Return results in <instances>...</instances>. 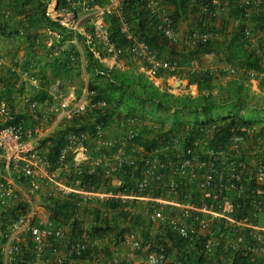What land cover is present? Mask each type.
<instances>
[{"label": "built area", "instance_id": "built-area-1", "mask_svg": "<svg viewBox=\"0 0 264 264\" xmlns=\"http://www.w3.org/2000/svg\"><path fill=\"white\" fill-rule=\"evenodd\" d=\"M238 1L246 10L252 6L264 8V0ZM230 5V0H205L200 10L204 18L216 19L229 11ZM146 7L151 17L157 19L158 29L170 40H177L179 32L162 1L147 0ZM84 13L88 14L87 27L81 18ZM45 14L70 34V39L65 41L63 32L51 25L44 31L54 38L48 45L54 41L64 42L62 49L66 48V42L77 45L79 56L71 54V60L76 63L80 58L82 68L87 64L86 50L109 69L126 70L120 58L128 54L142 64L147 79L160 91L185 96L197 94L199 78L183 81L160 74L174 72L180 64L177 59L161 58L137 35L125 17L124 0H47ZM111 17L118 19L120 31L128 42L126 46L114 40ZM241 20L234 19L236 24ZM246 31L250 36L251 29ZM18 33L25 35L24 28ZM213 36L210 31L194 29L185 41L207 43ZM202 63L200 58L191 59V72H198ZM224 70L231 76L237 72L233 66H225ZM249 73L250 90L264 94L256 72ZM22 75L26 83L22 103L34 112L41 106L46 107L58 127L89 111H106L109 107L106 100L94 99L95 90L88 83L79 91L74 84L65 85L60 81L49 88L52 99L40 103L34 98V93L42 90L40 80L28 69ZM38 118L35 114V119ZM14 120L12 108L1 102L0 122L11 123L0 128V160L8 170H16L29 179L34 191L42 183L47 185L46 198L59 194L65 198L75 196L74 203L79 208L101 202L109 218L115 212L106 205L109 201L122 203L126 211L141 203L147 207L148 221L161 223L181 238L185 249L197 250L200 246L207 258L206 264H264V130H260L259 123L232 125L224 139L214 143V136L224 122L203 119L198 122L199 132L195 136L163 131L159 133V143L147 149L139 139L140 129L149 125V121L122 114L108 125L96 122L92 131L67 130L64 145L52 162L35 138L41 135L37 121L27 126L23 121ZM247 141H252L254 146L247 147ZM87 176L96 183H86ZM23 186L14 176L1 178L0 207L21 200ZM25 205L28 207L23 208L21 203L23 209L3 233L2 264L18 263L27 244L32 248L27 264H76L75 260L89 251V259L94 264H177L157 237L144 239L135 231L127 232L124 243L135 252H147L140 260L129 261L103 251L102 238L91 228L85 226L80 236H74L69 226L51 217L42 220L32 204Z\"/></svg>", "mask_w": 264, "mask_h": 264}, {"label": "trees", "instance_id": "trees-1", "mask_svg": "<svg viewBox=\"0 0 264 264\" xmlns=\"http://www.w3.org/2000/svg\"><path fill=\"white\" fill-rule=\"evenodd\" d=\"M103 1V0H97ZM166 4L171 5L174 9L170 11L174 23L182 18H185L190 11L191 2L194 9H196L197 24L191 30L199 29L204 31H210L214 33L213 39L207 43H197L186 45L181 51H185L187 64H190L191 59L200 58V55L205 53H220L225 48L228 53V59L233 63L232 66L237 69L234 75H229L225 70L223 77H231V80H227V87L223 88L220 84V79L214 74L203 73L201 76H195L196 72L190 78V81L199 78V90L202 92L199 98H189L184 95H175L168 92H162L158 90L144 74H137L134 71L121 70L119 68H106L104 65L94 59L91 53L85 51V59L87 64L85 70L88 74L95 77V80H89L88 87L91 90H95V100H106L109 107L106 111L100 109L89 111L84 116L75 117L74 119L62 122L56 129L54 134L49 137L51 141L49 145L48 157L52 162H55L60 149L64 145L65 135L69 129H86L93 130V126L96 122H101L108 125L113 119L121 116V113L126 116H137L142 120L152 118L157 120L162 126H165L164 119L159 118L158 112H174L171 114L173 119L171 120L172 129L181 131L190 130V137L195 136L199 132L198 121L199 116H212L214 109L218 106L223 107L226 105L232 106L233 111L228 116L222 117L220 121L224 122V126L214 136V143L221 142L224 139V134L230 131L232 125H238L241 123L251 124L259 123L260 130H264V121L261 118H244L241 117V112L249 110L252 112L250 101L253 97L252 92L248 85H250V73L254 70L256 72L257 79L260 80V88L264 87V8L259 7L255 9V6L246 10L239 4L238 0H230L231 5L229 11L221 13L216 19L203 17L200 10V6L205 0H161ZM47 0H0V4H4V10L2 14H9L13 21L18 19L24 20L22 26H13L10 23L5 25L0 24L1 32L6 29L8 32L6 35L12 33L16 36L26 39L31 46L38 45L44 48L42 54H39V58L34 61V57L30 56L25 64L21 67L24 69L35 68V75L41 82L42 90L38 93H34V98L40 103H44L46 100L52 99L49 93L51 85L60 81L65 84L71 82L74 71L78 72L82 69V63L80 58L76 63L71 60V54L79 56V50L77 45L69 43L65 49H62L63 43L54 41L50 46L43 44V36L47 28L51 25L59 28L63 32L64 40L70 39V34L65 30H62L57 23L50 21L45 14V5ZM147 0H124V14L127 20L131 23L137 35L145 40L151 48H153L157 54L162 58L164 56L168 59H176L179 52L174 40H170L165 36L162 30L158 29V21L156 18L151 17L150 11L146 7ZM167 6V5H166ZM193 9V8H192ZM248 14V16H246ZM222 25L217 27V20L224 17ZM20 17V18H18ZM232 19V20H231ZM234 19H242L240 23H235ZM233 21L236 27L231 32V37L228 43H224L220 39H216V36H228V24ZM20 28H24L25 35L21 36L18 33ZM110 28L112 36L118 45L126 46L127 40L124 38L120 31L119 21L115 17L110 18ZM250 28L252 33L247 35L246 29ZM42 32H39L41 31ZM190 30V31H191ZM45 31V32H44ZM35 32V33H34ZM225 36V37H226ZM261 39L263 45L261 48H256L253 44L255 40ZM40 41V42H39ZM260 42V40H258ZM39 42V43H38ZM256 42V41H255ZM82 46V41H79ZM263 49V50H262ZM130 56V55H129ZM178 60V59H177ZM179 64L180 61L178 60ZM243 68L244 73L239 74L240 69ZM79 69V70H78ZM7 78L3 79L0 88V103H7L13 110L16 122L23 121L25 125L32 126L36 123L34 118L35 114H30L28 111H21L16 114L13 109L20 103L19 99L26 92V83L21 84L17 76H14V71L7 69ZM78 70V71H77ZM11 72V73H10ZM103 72L104 74H101ZM162 72V71H161ZM10 73V74H9ZM19 80V82H18ZM18 83V84H17ZM208 91V94H204ZM216 91V92H214ZM226 95L224 99L219 100L218 96ZM260 95V101L257 102V110L264 112V95ZM223 103H225L223 105ZM149 107V108H148ZM256 107V109H257ZM261 107V108H260ZM238 111H237V110ZM256 111V110H255ZM189 113L196 119L192 123L186 125L184 122H180V117ZM170 115V116H171ZM168 121L167 118H165ZM159 120V121H158ZM214 120L213 117L207 120L210 122ZM264 120V119H263ZM11 122H0V128L8 125ZM145 148L155 146V143L147 142L143 144ZM14 177L19 180L24 186L29 184V179L14 174ZM85 182L88 184H94L93 178L85 177ZM96 179V178H95ZM97 180V179H96ZM131 184H134V180H129ZM75 196H72L70 200L63 201L57 200L58 197H53L51 200L52 216L51 218L56 222L69 225L72 230V235L80 236L82 229L87 225L92 229V232L99 235L102 239L106 235L114 233L120 240H124V236L129 231H136L135 224H138L130 216V212L121 210L123 204L117 201L107 202V206L114 210L115 213L111 218L104 214V205H98L92 207L89 204L84 208H79L74 203ZM91 203V202H90ZM20 208V207H19ZM8 209L7 213L2 210L4 216L0 217V233L1 240L3 241V233L6 231L7 226L13 218L16 217L15 211L19 209ZM6 215V216H5ZM135 223V224H134ZM169 239L172 246L169 248L166 244V240ZM163 246L169 253L170 249H176L181 254L182 264H206L207 258L205 257L200 246L198 249L188 250L185 249V243L181 238L172 234L168 229L166 235L162 238ZM90 251L83 254L84 259H89ZM29 254H25L24 261H20L16 264H27ZM30 257V256H29ZM0 264L1 255H0Z\"/></svg>", "mask_w": 264, "mask_h": 264}, {"label": "crops", "instance_id": "crops-1", "mask_svg": "<svg viewBox=\"0 0 264 264\" xmlns=\"http://www.w3.org/2000/svg\"><path fill=\"white\" fill-rule=\"evenodd\" d=\"M167 5V9H169L170 11H172L174 8L169 5V4H166ZM1 8L4 10V4H0ZM191 7L193 8H190V11L188 12L187 16L185 18H182L180 19L179 21H177L175 23V28L183 34H187L193 27L194 25L197 24V17H196V9H194V6H193V3L191 2ZM0 10V24H3L5 25L6 23H10L11 25L13 26H17V27H20L22 26V22L24 20H20L18 19V22L17 21H13L11 19V16H9L8 14H2L3 10ZM227 15H225L224 17L220 18L219 20H217V24L216 26L219 27L222 25V20L223 18H225ZM20 18V17H18ZM81 18H82V21L84 22L83 24L87 27L88 26V14H82L81 15ZM232 20V19H231ZM236 27V24L233 23V21H231L228 26H227V29L228 31H230L229 35L226 36H216V39H220L221 41H223L224 43H228V41L230 40V37H231V32L233 31V29ZM7 30L4 29L3 32H1L0 30V41L2 39H8V41L12 42V45L14 46V48H9L8 50L5 51L6 53V58H10L12 59V61H14V65H11V64H8V66H4L7 67L5 68L1 74H0V82L2 81L3 82V79L6 77L7 78V69H11V72L14 71V76L20 78L19 80L21 81V84H24L25 83V78L24 76L22 75L23 74V71L25 70L24 68H21L25 62L30 59V56H33L35 60H37L40 56L39 54H42L43 51H40V47L38 45H33L31 46L30 43L24 39L23 37H20V36H16L14 35L13 33L11 35H6L7 34ZM39 32H42L39 31ZM35 33V32H34ZM226 36V37H225ZM54 39L53 37H50V39L48 40H45L44 43H46L45 45H47V43ZM69 39H66L65 41H68ZM260 40V42L258 41ZM258 40H255L253 44L256 45V48L260 49L261 48V45H263V41H261V39H258ZM175 42V45L177 46V50L180 51L179 52V55L178 57H176V59H178L180 61V66L177 70H175L174 72H166V71H162L160 74L162 76H169V77H175V78H180L182 79L183 81H189L191 76L193 75V72H191L192 70H190V67L187 65V60H186V55H185V51H181L182 49H184V47L186 46L187 42L185 40H182V38L180 40H174ZM184 41V44L182 43ZM40 42V41H39ZM38 42V43H39ZM186 43V44H185ZM68 42H66L64 45L68 46ZM21 45V46H19ZM20 49H23L24 51L21 52V58H19V54L17 52L20 51ZM263 50V49H262ZM164 59H168L169 57H162ZM25 59V60H23ZM200 59L202 60V68L196 72V75L197 76H201L203 73H208V74H214L215 76H217L218 79H220V86H222L223 88H226L227 87V84H226V81L227 80H231V77H227L225 76V78L223 77V73H224V67L225 66H232V62L228 59V53L226 52L225 48L223 49V52L221 51L220 53H205L203 55H200ZM24 61V62H23ZM120 61L121 63H123L125 66H126V70L127 71H135L137 73H140V74H144L146 76V74L144 73L143 71V66L142 64H140L138 62V60L134 57H131L129 56L128 54H125L123 55L121 58H120ZM0 63L1 62V58H0ZM10 65V66H9ZM240 71H239V74L241 73H244L243 71V68H239ZM10 72V73H11ZM80 71L76 72L74 71L73 73V79L76 80L77 79V74L79 73ZM82 72L85 76V78H88V77H91L90 74H88L85 70V67H83L82 69ZM223 72V73H222ZM9 73V74H10ZM33 74H35V72H33ZM147 77V76H146ZM245 85H248L249 86V82L246 83L245 82ZM2 86L0 85V88ZM159 90V89H158ZM206 92V91H205ZM216 92V91H214ZM254 92V94H252L251 97L252 100L250 101V104H247L248 106H250L251 110H252V113L250 114H247L245 111L241 112L240 116L241 117H244V118H260L262 116L261 113H263L261 111V113L258 114V111L257 110H260L258 109L259 107H257V102L261 100L260 93H257L255 91H252ZM203 91L201 92L198 88L197 90V94L194 95V96H191V95H186L188 96L189 98H199L202 94ZM206 94V93H204ZM264 95V94H263ZM180 96V95H179ZM185 96V95H184ZM226 95H220L218 96L219 100L224 99ZM21 100V98L19 99V101ZM225 103H223L224 105ZM257 107V109H256ZM149 108V107H148ZM261 108V107H260ZM39 110H43V113H46L47 111V108L44 107V106H41V108ZM237 110V109H236ZM256 110V111H255ZM264 110V109H262ZM233 109L232 107H230L229 105H226V106H223V107H220L218 106L217 108L214 109V112L212 114V116H205V115H202L199 116V121L203 120V119H211V117L214 118V120H220L222 117H226L229 115L230 112H232ZM238 111V110H237ZM249 111V110H248ZM247 111V112H248ZM170 115L174 112L173 110L170 111ZM161 113H164L163 111H159L158 112V115H159V118L161 119H164V127L162 128L161 124L159 122H157V120H152V118H147V120L149 121V125H146V126H143L141 129H140V143L142 144H146L147 142H152V143H159L160 141V138H158L160 136L159 133L163 132V131H166L167 133H182L184 131H179V130H175V129H172V124H171V120L173 119V116H169L167 119L168 121H166V119L163 117V114ZM246 113V114H245ZM43 115V114H42ZM46 116V115H45ZM35 117V116H34ZM196 119L194 116H192L191 114L189 113H185L183 114L181 117H180V122H184L186 125L190 124L193 122V120ZM45 122V124L48 126L47 130L45 132H41V135H39L38 137H35L38 141L37 143L41 146V149L48 154L49 152V145L51 143V141L49 140V137L52 136L54 134V132L56 131L57 129V125H56V122L54 123H51L49 125V120L48 118H44L42 116V122ZM159 121V120H158ZM198 121V122H199ZM43 122V123H44ZM153 124H156L158 126V128L156 129L154 127ZM190 130L186 131L185 133H183L185 135V137L187 136H190L188 134H190ZM247 147H252L254 146L253 142L252 141H247L246 143ZM252 158H255V156L253 154H251ZM14 174H17L18 176L21 174L16 171V170H8L7 168V165H5V162L0 160V179L1 178H8L11 176H14ZM40 185V184H39ZM47 185L45 184H41L39 186V188L36 189V191H34L31 187V182L29 181V184L28 185H25L23 186L22 190L24 192V195L21 196V200H16V201H12L10 202V204L6 207H0V217L1 216H4V213L2 214V210L5 211L7 213L8 209H11L12 208H15V206L17 208L20 207L21 203H22V207H28L26 206L25 204H28L29 207L30 205L32 204L34 206V201L36 203H39V204H43L44 207L42 206H34L33 208L36 210L39 218H42V220H46V218L48 217H51L52 216V207H51V200H47L46 202L42 203L40 202L38 199H40L39 195L38 194H44L45 193V190L47 189ZM41 189V190H40ZM61 194H59V196L55 195L56 197H58L57 200H60L62 199L63 201H67V200H70L69 197H63V196H60ZM93 207H96L98 205H104V203H97V202H93ZM23 208H20L19 210L17 209L15 211V214L18 212V211H21V209ZM27 209V208H26ZM146 209L147 207L144 205V204H141V203H137L135 205H133L131 211H129L131 214L130 216L133 218V220L135 222H137L138 224H135V227H136V233L139 237L141 238H144V239H149V238H158V241L159 243L162 242V238L166 235V228L163 227V225L161 223H154V222H149L148 221V218H147V213H146ZM121 210H124L126 211V208H121ZM128 212V211H127ZM115 212L111 213V216L114 214ZM6 216V215H5ZM69 226V225H67ZM70 228V227H69ZM2 233H0V236H1ZM1 240V238H0ZM102 242H103V247H102V250L103 251H106L107 254L110 253V254H117L119 256H123L125 259L129 260V261H138L142 258H144L146 256V250H143L141 252H135L133 250H131L125 243H124V240H120L119 237H117L114 233H111L109 235H106L104 237V239H102ZM166 245L171 248L172 244L170 242L169 239L166 240ZM170 252V255L173 259H176L177 261V264H182L181 263V254L180 252H178L176 249H170L169 250ZM25 254H29V256L31 257L32 256V248L30 249V246L27 244L25 246V249L23 250V252L20 254L19 258H18V262L19 260L20 261H24V257H25ZM28 256V258H29ZM28 261V260H27ZM26 261V262H27ZM75 263L76 264H94L92 259H84V258H79V259H76L75 260ZM42 264H46V262H43ZM221 264H225V263H221Z\"/></svg>", "mask_w": 264, "mask_h": 264}, {"label": "rangeland", "instance_id": "rangeland-1", "mask_svg": "<svg viewBox=\"0 0 264 264\" xmlns=\"http://www.w3.org/2000/svg\"><path fill=\"white\" fill-rule=\"evenodd\" d=\"M163 3V5L167 8V6L165 5V3L164 2H162ZM168 11L170 12V10L168 9ZM10 13H8V15H9ZM179 32V38H177L178 40H180L181 38H182V40H185V38H186V36L189 34V32L187 33V34H185V35H183L181 32H180V30L178 31ZM50 37H52L50 34H46L45 33V35L43 36V39H44V41L43 42H45V40H48V39H50ZM183 44H184V41L182 42ZM43 44H46V43H43ZM186 44V43H185ZM47 45H48V43H47ZM186 45H189L190 46V44H186ZM19 46H21V45H19ZM49 46V45H48ZM9 48H14V46L12 45V42H10V41H8V39H2L1 41H0V58H3V62L2 63H0V74H1V72L5 69V68H7V67H5L4 68V66H8V64H11V65H14L15 63H14V61H12V59H10V58H6V53H5V51L6 50H8ZM44 50V48H41L40 49V51H43ZM24 50L23 49H20V51L19 52H17L18 54H19V58H21V52H23ZM23 60H25V59H23ZM24 62V61H23ZM188 66H189V64H187ZM10 66V65H9ZM83 69V68H82ZM82 69L80 70V72L77 74V79L76 80H74L73 78H72V80H71V84H74V86H76V88H77V90H79V91H81L83 88H85V86L87 85V83L89 82V80H95V77L94 76H91V77H88V78H85V76H84V74H83V72H82ZM35 68H32V69H29V71L30 72H35ZM79 70V69H78ZM77 70V71H78ZM18 82H19V80H18ZM69 82H66V84H68ZM2 84V81L0 82V85ZM18 84V83H17ZM65 84V85H66ZM70 85V84H69ZM195 92V91H194ZM25 93V92H24ZM24 93H23V95H24ZM18 104V106H16V107H14L13 109L16 111V114L17 113H19V112H21V111H28V113H30V114H36L37 116H39V118L38 119H36L37 120V123H38V125H39V129H40V132H45L46 130H47V128H48V126L45 124V122L43 123L42 122V116L45 118H48V120H49V125L51 124V123H54V116L51 114V113H49V111H46V113H43V110H38V112H34L29 106H27L26 104H24V103H22V101H20V103H17ZM230 107H232V106H230ZM164 112V111H163ZM170 113L171 112H164V113H161V114H163V117L164 118H168L169 116H170ZM250 113H252V112H250ZM259 113H261V112H259ZM43 114V115H42ZM123 113H121V115H122ZM246 114V113H245ZM247 114H249V111L247 112ZM262 114V116L260 117L261 119H259V120H261V121H264L263 119H264V112L263 113H261ZM45 115H47V116H45ZM41 117V118H40ZM35 118V117H34ZM3 161V160H2ZM5 165H6V163H5ZM41 190V189H40ZM24 195V192H22V196ZM39 195V197H40V199H38L40 202H42V203H44V202H46L47 200H52V198H50V199H48V198H46V196L42 193V194H38ZM34 206H37V207H39V206H42V207H44L43 206V204H39V203H36L35 201H34ZM90 206H92L93 207V205H90ZM38 212V211H37ZM87 226V225H86ZM88 227V226H87Z\"/></svg>", "mask_w": 264, "mask_h": 264}]
</instances>
